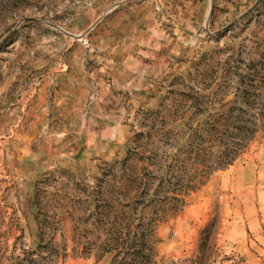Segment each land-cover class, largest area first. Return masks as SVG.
I'll list each match as a JSON object with an SVG mask.
<instances>
[{
	"label": "rangeland",
	"instance_id": "1",
	"mask_svg": "<svg viewBox=\"0 0 264 264\" xmlns=\"http://www.w3.org/2000/svg\"><path fill=\"white\" fill-rule=\"evenodd\" d=\"M250 115L264 0H0V264H109L76 254L108 185L155 188L200 124ZM157 239V264H264V129Z\"/></svg>",
	"mask_w": 264,
	"mask_h": 264
},
{
	"label": "trees",
	"instance_id": "2",
	"mask_svg": "<svg viewBox=\"0 0 264 264\" xmlns=\"http://www.w3.org/2000/svg\"><path fill=\"white\" fill-rule=\"evenodd\" d=\"M261 129L264 117L255 115L234 121L223 118L204 121L173 154L155 188L150 181L139 182L133 176L116 183L118 186L109 184L107 196L105 193L98 199V213L91 216L98 225L95 228L98 235L94 232L78 235L81 249L77 247L76 254L86 258L94 255L98 261L109 257V264H157L160 226L169 216L182 211L185 197L197 190L198 182L231 166ZM211 142L220 146V153H210L215 145L205 147ZM108 174L113 175L112 170Z\"/></svg>",
	"mask_w": 264,
	"mask_h": 264
}]
</instances>
